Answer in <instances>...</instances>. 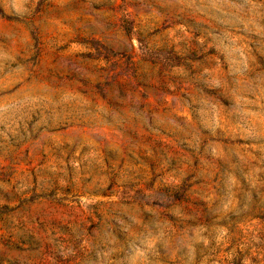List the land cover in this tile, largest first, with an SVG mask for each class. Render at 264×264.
<instances>
[{
	"label": "rangeland",
	"instance_id": "1",
	"mask_svg": "<svg viewBox=\"0 0 264 264\" xmlns=\"http://www.w3.org/2000/svg\"><path fill=\"white\" fill-rule=\"evenodd\" d=\"M0 264H264V0H0Z\"/></svg>",
	"mask_w": 264,
	"mask_h": 264
}]
</instances>
